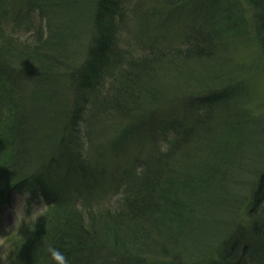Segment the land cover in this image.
I'll return each instance as SVG.
<instances>
[{
    "label": "trees",
    "instance_id": "trees-1",
    "mask_svg": "<svg viewBox=\"0 0 264 264\" xmlns=\"http://www.w3.org/2000/svg\"><path fill=\"white\" fill-rule=\"evenodd\" d=\"M190 1L0 0V206L14 190L56 199L9 234L8 264H55L49 246L70 264H264V171L252 163L264 154L260 121L255 130L249 117L232 111L220 123L211 112L199 125L190 113L156 122L151 135L150 123L165 119L148 112L97 141L106 113L126 118L198 90L204 108L229 99L242 71L222 56L234 35L264 61V0H242L250 19L239 0ZM183 14L184 27L172 29ZM133 89L142 105L131 104ZM135 135L152 136L145 150L138 143L135 165L98 167ZM186 151L198 162L186 164ZM254 170L244 225L233 217L243 201L236 186Z\"/></svg>",
    "mask_w": 264,
    "mask_h": 264
},
{
    "label": "rangeland",
    "instance_id": "rangeland-1",
    "mask_svg": "<svg viewBox=\"0 0 264 264\" xmlns=\"http://www.w3.org/2000/svg\"><path fill=\"white\" fill-rule=\"evenodd\" d=\"M229 4V0H225ZM242 4L244 8V16L248 19H250L251 11L249 8H247L246 4L243 3L242 0H239V2ZM186 3V5H185ZM185 3H179L184 4L187 9H191L193 3H191L190 0H185ZM223 4V3H222ZM222 4L218 7V10H221ZM147 7L152 8L154 7L155 0H147ZM225 7V6H224ZM223 7V8H224ZM172 9V8H171ZM243 10V9H242ZM184 18L174 19L173 24L171 25L172 29H175L176 31L182 29L185 24V16L183 14ZM231 37V36H230ZM240 35H234L233 38H231V42L228 41L227 44L230 45V48L227 49L224 53H222V56H224L228 61L232 59V62H236L240 64L241 72L236 81L234 82L233 88H229V93L230 97L229 99H225L224 102L220 105H211V101L209 102V106L204 108V105L199 102V100L202 97H205L202 95L200 90L195 91L197 93L195 96H191L188 92L180 94L178 99L173 101L172 103L168 105H161L159 104L158 106L154 107V110H151L150 106L148 105L147 108L146 106L142 108L141 111L137 114V110L134 108L130 109V113L126 116V118L121 117L117 115L116 113H106L104 114L101 118V125L105 126V128L99 132H97L98 135V140L102 144L103 143H109L108 140L114 139L121 131L123 127H126L131 124L133 119L136 118H141L148 114L150 112V115L153 116L155 119L158 118H164V122H160L158 120H153L150 123V127L148 132L152 135L153 133L159 134L160 131L157 132V123H161L166 127V124L170 125L168 122H170L172 119H184L185 116H188L190 113L195 114L196 116L198 115L199 118H197V122L199 125H202V116L207 117L208 113L213 112L215 115L216 119H221L220 123L223 122V120L231 114L232 111L233 114L236 113L240 116L244 115L246 117H249L248 120L250 119V124L248 123L252 129L259 130L261 129V126H258L260 124L255 125V121H260L262 126L264 127V61L261 58L256 44L250 39V38H240ZM231 43V44H230ZM218 60V58L216 59ZM210 87L213 88L212 90L220 92L223 91L224 87L222 84H217L215 86H212L210 84ZM132 91H135V89L130 91L129 98L130 99H135L132 100L131 104H135V106L142 105V100L137 97L136 95L132 94ZM200 92V93H199ZM129 94V93H128ZM175 98H173L174 100ZM195 99L196 103L200 105V107L196 110H198L200 113L197 114L196 110L189 106H193V104H190L193 102ZM138 101V102H136ZM194 101V102H195ZM201 101V100H200ZM134 106V105H133ZM202 115V116H200ZM231 116V115H229ZM237 116V115H236ZM130 117H133V119H130ZM205 119V118H204ZM243 121V117L240 118ZM208 120V118H207ZM202 121V122H201ZM157 122V123H156ZM253 122V124H252ZM245 123H247L245 121ZM218 124L215 125V132H217L218 135L221 136L222 130H218L216 128ZM220 126V125H218ZM99 128V125L96 126ZM262 127V128H263ZM121 128V129H120ZM219 128V127H218ZM120 129V130H119ZM199 131V129L197 128ZM104 132V133H101ZM166 136L171 135V133L166 134ZM199 134V133H198ZM197 134V135H198ZM150 135V138L148 137V140H142V141H137L139 140V137L143 138L144 135H135L136 137L133 138V144L129 146V149L126 150L125 152L115 150L113 152L114 154L110 156L109 159H107V164L102 163L103 162V157L101 159H98V167L101 169L103 166L107 168L108 171H113V170H119L116 166L118 165H126L128 168L132 167L135 162V156L145 150L148 146V143L152 141V136ZM259 135V140H260V148L262 151H264V137L261 134ZM255 144L258 143L257 138L254 139ZM138 143H144V149L139 150L138 147L142 146L139 145ZM163 141H155L153 147L155 148L156 146L161 149L164 146ZM190 146V145H189ZM165 147V146H164ZM247 146L245 145L243 149H245ZM84 148H87L84 147ZM108 146H106L105 149H107ZM153 148V149H154ZM87 149H84V153H86ZM186 150L185 147H182L180 151ZM249 150V149H248ZM72 154V151H69ZM83 153V151H82ZM83 153V155H84ZM193 154V156H192ZM183 156L186 160V164H191V163H196L200 159V157L197 156V154H194L191 152V157H188V152L186 151L184 154L179 155V157ZM145 157V156H143ZM257 157V156H255ZM258 157H262L263 159L260 161L259 158L257 159H252V163L257 165V168H261L262 171H264V154L258 155ZM244 159V158H243ZM189 161V163H187ZM236 170V168H234ZM259 171V170H258ZM251 173V174H250ZM249 176L243 174V177L246 176L244 184H240L241 186H236L237 192L242 193V198L243 201H239L238 203V208L237 212L234 210V219L239 221L242 224H248L251 221V216L249 214V202L251 201V197L249 195L250 191L252 190L254 186V181L256 177L258 176V172L252 171L250 172ZM259 179V178H258ZM27 192V191H24ZM23 192V193H24ZM22 193H17L16 191H13L9 195V202L7 204H2L0 206V264H8V252L7 249V237L9 234L12 233V231H17L19 230L20 226L23 225L24 223L34 219L33 217H28L26 218V221L19 222L16 220V213L15 209L17 206V201L18 198ZM248 201V202H247ZM55 201H48L46 197L41 194L40 192L37 193V196H34L31 194L29 198V207L27 209L26 214L31 216L33 213V210H39V207L41 206V203L43 205L42 208V214L54 203ZM112 203V201H109L108 204ZM264 205V201L262 203Z\"/></svg>",
    "mask_w": 264,
    "mask_h": 264
},
{
    "label": "clouds",
    "instance_id": "clouds-1",
    "mask_svg": "<svg viewBox=\"0 0 264 264\" xmlns=\"http://www.w3.org/2000/svg\"><path fill=\"white\" fill-rule=\"evenodd\" d=\"M31 194L32 193L29 190L27 192L20 194L18 198L15 213H16V220H18L19 222L26 221V218L28 217H33L36 220L37 217L42 215V208H43L42 203L41 206L39 207V210H35V209L33 210L31 216L26 214L27 209L29 207V198ZM48 252L51 254V258L52 260L55 261V264H70L67 254L61 249L56 248L54 246H49Z\"/></svg>",
    "mask_w": 264,
    "mask_h": 264
}]
</instances>
